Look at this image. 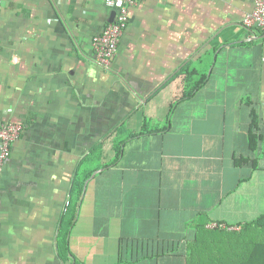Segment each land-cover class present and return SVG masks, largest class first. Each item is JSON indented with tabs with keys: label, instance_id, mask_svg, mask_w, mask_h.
I'll return each instance as SVG.
<instances>
[{
	"label": "crops",
	"instance_id": "0c3cea01",
	"mask_svg": "<svg viewBox=\"0 0 264 264\" xmlns=\"http://www.w3.org/2000/svg\"><path fill=\"white\" fill-rule=\"evenodd\" d=\"M105 2L2 5L0 124L22 131L0 183V264H246L244 223L264 213V33L243 24L254 0H133L109 69L92 44Z\"/></svg>",
	"mask_w": 264,
	"mask_h": 264
},
{
	"label": "built area",
	"instance_id": "2783aa9c",
	"mask_svg": "<svg viewBox=\"0 0 264 264\" xmlns=\"http://www.w3.org/2000/svg\"><path fill=\"white\" fill-rule=\"evenodd\" d=\"M5 0H0V10ZM106 5L116 11L113 21L109 22L103 31L92 39L95 49V62L103 69H109L112 58L117 54L121 37L130 19V4L133 0H106ZM243 24L256 28L264 33V0H254L253 9L243 18ZM22 126L19 123L6 121L0 124V183L4 166L12 151L13 142L20 136ZM218 223L209 225L220 227Z\"/></svg>",
	"mask_w": 264,
	"mask_h": 264
},
{
	"label": "trees",
	"instance_id": "16d2710c",
	"mask_svg": "<svg viewBox=\"0 0 264 264\" xmlns=\"http://www.w3.org/2000/svg\"><path fill=\"white\" fill-rule=\"evenodd\" d=\"M184 72L186 73V78L188 80L191 79V76L194 74V69L192 71H189L188 66L184 67ZM206 81V78L201 80L196 86L195 89L198 87L202 86V84ZM191 94V93H189ZM177 102V101H176ZM177 103H174L171 107V111L169 113V117L172 114L173 109L175 108ZM257 115L256 113L253 112L252 114V124L251 128L249 130V147L251 150H255L259 142L261 141L263 137V133H258V126H257ZM166 129V128H165ZM165 129H160V130H165ZM146 128H143L139 132H130L129 133V138L132 137H137L140 136L144 133H146ZM148 132V131H147ZM126 140L122 141L121 143H117L115 147V157L107 164L104 165L105 168L110 167L118 162V160L121 158L122 155V146L125 144ZM251 159L248 157H236L234 159V163L236 165H242L244 163H248ZM90 175L86 179H80L76 178L74 181L73 185V199L71 201V205L65 212V214L62 217V222H61V230H60V235H59V245L62 249L69 250V242H68V236L70 233L71 228L75 224L78 216V209H79V201L81 198V195L84 190L85 182L87 179L90 178ZM78 190L77 195H75V191ZM80 197V198H77ZM254 227H257L258 229H261L262 231L259 233V236L257 237L255 233ZM244 229L245 231L243 232L244 234H247L248 236V251H247V263L246 264H264V213L261 214L258 218L255 220L245 222L244 223ZM204 233H210V234H228V235H239L238 232H223L220 231V229L214 230V232L208 231L205 229L203 225L197 227V234H204ZM263 236V237H262ZM234 260L232 259L230 262L234 264ZM73 264H78V262L74 261Z\"/></svg>",
	"mask_w": 264,
	"mask_h": 264
},
{
	"label": "water",
	"instance_id": "95a60500",
	"mask_svg": "<svg viewBox=\"0 0 264 264\" xmlns=\"http://www.w3.org/2000/svg\"><path fill=\"white\" fill-rule=\"evenodd\" d=\"M115 15H116V11L114 10V11L112 12V16H111L110 22L114 20Z\"/></svg>",
	"mask_w": 264,
	"mask_h": 264
},
{
	"label": "rangeland",
	"instance_id": "374dc122",
	"mask_svg": "<svg viewBox=\"0 0 264 264\" xmlns=\"http://www.w3.org/2000/svg\"><path fill=\"white\" fill-rule=\"evenodd\" d=\"M164 123H165V122H164ZM164 123H163V124H164ZM255 233H256V232H255Z\"/></svg>",
	"mask_w": 264,
	"mask_h": 264
}]
</instances>
